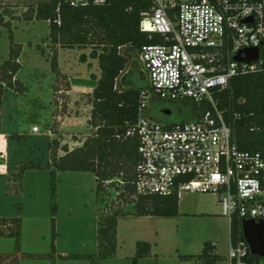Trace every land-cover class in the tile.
<instances>
[{"label": "rangeland", "instance_id": "rangeland-1", "mask_svg": "<svg viewBox=\"0 0 264 264\" xmlns=\"http://www.w3.org/2000/svg\"><path fill=\"white\" fill-rule=\"evenodd\" d=\"M43 1L0 0V217L20 218L18 264H135L139 241L149 242L151 253L136 264H207L198 258L205 242L215 246L219 260L214 264H229V219L221 215L213 193L196 191L179 194L175 217L136 216L131 204H120L125 212L117 217L116 252L98 256V223L105 202L114 211L115 192L102 201L92 172L52 176L51 147L56 140L55 153L61 156L63 146L77 147L95 130L89 120L100 70L90 49L69 55L61 49L58 56L48 23L25 18L31 6ZM11 50L18 52L20 68L9 83L1 66ZM53 60L59 74L52 70ZM182 113L164 118L185 121L186 110ZM21 133L26 140L15 142L12 136ZM14 246L13 237L0 236V252Z\"/></svg>", "mask_w": 264, "mask_h": 264}, {"label": "built area", "instance_id": "built-area-1", "mask_svg": "<svg viewBox=\"0 0 264 264\" xmlns=\"http://www.w3.org/2000/svg\"><path fill=\"white\" fill-rule=\"evenodd\" d=\"M139 30L150 43L137 51L118 48L133 50L148 74L147 84L138 90L135 120L126 131L137 140L134 194L210 192L229 226L233 218L241 224L264 220V158L238 148L216 97L232 78L263 68L264 0H152ZM253 49H259L258 59L246 62L244 50ZM156 99L180 105V114L182 105L192 104L195 120L156 118L150 111ZM112 181L123 184L120 179L106 183ZM229 242V264H264V258L250 259L255 255L244 239Z\"/></svg>", "mask_w": 264, "mask_h": 264}, {"label": "trees", "instance_id": "trees-1", "mask_svg": "<svg viewBox=\"0 0 264 264\" xmlns=\"http://www.w3.org/2000/svg\"><path fill=\"white\" fill-rule=\"evenodd\" d=\"M70 2L71 0L39 2L35 7L29 8L30 15L25 18L48 21V37L54 45L63 49H90L89 57L98 62L100 74L95 78L89 120L90 126L95 130L83 138L81 145L72 149L63 146L61 156L55 153L57 141L52 142L55 147H51V173L55 176L57 171L92 172L96 180V193L101 200L107 194V187L118 192L114 211L108 209L112 205L106 202L107 209L103 211L104 216L98 223V256L106 258L116 252L117 217L125 212L122 210L123 206L120 208L122 204L126 205L127 201L133 204L131 214L136 216L175 217L179 213L176 193L143 196L133 192L131 181L138 160L137 140L126 135V131L136 117L138 90L146 84L132 89L119 86L117 81L128 63L127 53L118 48L127 46L137 51L150 43L148 35L139 30V22L142 13L151 9L152 0H104L101 3L88 0L85 4L74 5ZM17 54V51L11 50L1 66L9 83L20 68L16 61ZM261 54L264 59V47ZM85 59V55L81 54L80 60L85 62ZM52 70L55 74L60 72L56 60H53ZM216 97L218 108L230 125L238 148L258 152L264 158V64L258 72L232 78L230 86L218 92ZM192 108V104L182 105V110H186L187 121L195 120L190 115ZM12 139L22 142L26 137L18 134L13 135ZM113 179H120L123 184L114 181L106 183ZM50 186L54 197L53 180ZM132 194L134 197L128 200ZM52 209L55 210V205H52ZM20 224L19 217H0V236L13 237L15 240L12 251L0 252V264H18L22 257L19 244ZM229 238L232 243L243 240L241 220L233 218L229 226ZM214 248L213 244L205 242L198 258L207 264H214L219 260ZM150 252L149 242H137L133 263L149 256ZM250 259L259 260V257L251 256Z\"/></svg>", "mask_w": 264, "mask_h": 264}, {"label": "flooded vegetation", "instance_id": "flooded-vegetation-1", "mask_svg": "<svg viewBox=\"0 0 264 264\" xmlns=\"http://www.w3.org/2000/svg\"><path fill=\"white\" fill-rule=\"evenodd\" d=\"M130 68H128L124 73L120 76V85H123L125 88L129 87H138L141 84H147L148 82V74L145 70L142 62L139 60L138 57H134L131 59ZM169 110L170 115H172L174 112H179L181 109V106L173 103V102H166L162 100H154L150 106L151 113L159 119V117H165L166 115L162 113V110Z\"/></svg>", "mask_w": 264, "mask_h": 264}, {"label": "water", "instance_id": "water-1", "mask_svg": "<svg viewBox=\"0 0 264 264\" xmlns=\"http://www.w3.org/2000/svg\"><path fill=\"white\" fill-rule=\"evenodd\" d=\"M246 57L244 58L246 62L255 61L259 57V49L244 50ZM237 60H241L239 56H236ZM127 70V66L125 71ZM124 73L121 72L119 77ZM118 77V78H119ZM118 81V80H117ZM135 89L136 87H129ZM162 113L169 116V110H162ZM242 234L243 239L249 246L250 253L260 258H264V220L254 221V220H243L242 221Z\"/></svg>", "mask_w": 264, "mask_h": 264}, {"label": "crops", "instance_id": "crops-1", "mask_svg": "<svg viewBox=\"0 0 264 264\" xmlns=\"http://www.w3.org/2000/svg\"><path fill=\"white\" fill-rule=\"evenodd\" d=\"M47 23H48V21H46ZM65 50V51H63L64 52V54L65 55H69L70 53H75L74 51H76L77 49H63V48H58L57 49V54H58V56H59V54H60V50ZM67 51V52H66ZM126 53H127V55H128V63H127V69L128 68H130L131 66H130V64H131V59H133L135 56H136V54L134 53V51L132 50L131 52H129L128 50L126 51ZM137 57V56H136ZM62 61H64L63 59H62ZM120 78V77H119ZM118 78V84H120L121 82H120V79ZM121 87H123V85H120ZM21 134H23V133H21ZM16 142V141H15ZM19 145V144H18ZM21 146V145H20ZM7 148V147H6ZM19 153V152H18ZM151 253V252H150Z\"/></svg>", "mask_w": 264, "mask_h": 264}]
</instances>
